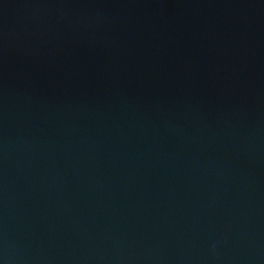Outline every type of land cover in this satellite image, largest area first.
Returning <instances> with one entry per match:
<instances>
[{"label": "water", "instance_id": "water-1", "mask_svg": "<svg viewBox=\"0 0 264 264\" xmlns=\"http://www.w3.org/2000/svg\"><path fill=\"white\" fill-rule=\"evenodd\" d=\"M0 264H264V0H0Z\"/></svg>", "mask_w": 264, "mask_h": 264}]
</instances>
